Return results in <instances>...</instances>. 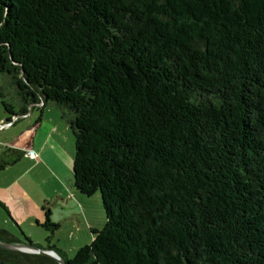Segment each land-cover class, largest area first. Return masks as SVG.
Segmentation results:
<instances>
[{"label":"trees","instance_id":"1","mask_svg":"<svg viewBox=\"0 0 264 264\" xmlns=\"http://www.w3.org/2000/svg\"><path fill=\"white\" fill-rule=\"evenodd\" d=\"M0 72L10 115L58 108L100 195L68 264H264V0H0Z\"/></svg>","mask_w":264,"mask_h":264},{"label":"rangeland","instance_id":"2","mask_svg":"<svg viewBox=\"0 0 264 264\" xmlns=\"http://www.w3.org/2000/svg\"><path fill=\"white\" fill-rule=\"evenodd\" d=\"M0 91L2 93V98H0V123L3 122L4 119L12 120L11 124H6L0 130V151L4 148L2 144L3 141L10 140L17 141L19 144H25L24 137L20 135V129L24 128L25 120L20 119L19 115L15 116L10 115L6 112L2 106V99L6 103V105L12 106L14 111L18 110V102L17 96L15 94V87L10 84L9 76L5 73L0 72ZM43 109V108H42ZM41 109V110H42ZM45 118L50 117V120L54 119L58 121L59 118V110L58 108L46 106L45 108ZM29 110V108H28ZM38 110H40L38 108ZM64 122V121H63ZM62 123L63 127L65 124ZM14 124V126H12ZM67 131V132H66ZM60 135V134H58ZM61 139V147H57L54 149L56 153L60 155V160L67 170L64 174L63 179L67 181L71 188H73L72 182V162H73V154H74V140L72 137V133L69 130H65L63 132V136ZM30 146V143H28ZM27 157V156H26ZM7 159L5 153H0V163ZM24 161L18 162V164L23 163ZM13 167V166H12ZM18 167V166H16ZM16 173L20 172V167ZM9 175L8 172H4L3 170L0 172V182L7 183L11 180V178H6L2 181L3 177ZM14 175V174H13ZM11 176V175H10ZM34 176V177H33ZM22 179H20L21 181ZM24 184L27 186L26 188L31 190V193L34 195L35 192V183H39L41 188L48 196V200L45 202H49L51 205L53 204L55 198V190L57 189V181L56 176L50 174L49 170H44L43 173H34L32 175L31 180H24ZM38 191V190H36ZM82 195V194H81ZM85 202L81 205V212L78 215V222L74 221L70 223L69 221H61V227L54 229L52 232L43 229L40 224L44 221H40L35 223V215L43 216V213L47 209H42L40 206L34 208L31 206L27 199L23 204L20 202H16L13 204L8 199L6 200V205L8 206L9 211L12 212L11 216L16 221L17 225L12 223L8 218V215L2 210L0 207V228L8 231L12 236L17 238L19 241L17 243H28L27 240H30L32 245L37 246L40 249H48V246L53 248L54 252L59 256L60 254L65 261L66 259H71L78 248L90 241L92 232L91 230H100L104 225V210L101 205L100 195L99 193H95L90 197L84 196ZM1 201V199H0ZM3 201V200H2ZM47 205V204H45ZM39 209V211H38ZM51 210L53 215L51 218L53 220H58L62 217V213L59 212V209L55 206H51ZM4 220V221H3ZM59 221V220H58ZM7 228V229H6ZM91 229V230H90ZM55 248V249H54ZM18 251V250H17ZM55 255V254H53ZM7 264V263H6ZM13 264H61L60 261L56 260L53 257L44 254V250L32 252V251H18L17 259Z\"/></svg>","mask_w":264,"mask_h":264},{"label":"crops","instance_id":"3","mask_svg":"<svg viewBox=\"0 0 264 264\" xmlns=\"http://www.w3.org/2000/svg\"><path fill=\"white\" fill-rule=\"evenodd\" d=\"M28 108L29 110H27L25 115L19 117L20 119L25 120V126L23 129H20L21 131L19 133L24 137V141H26V143L19 144L16 140L12 141V138H10V140L3 141L4 144L2 145L4 148L10 147L26 152L32 150L36 153V158L31 159L27 155H23L19 160L6 165L2 169L4 172H8L9 170V175L3 177L2 181L7 177H13L7 183L3 184L0 182V202L4 205L6 210L1 206L0 207L8 215L10 221H12L15 225H17V223L12 218V212L9 211L8 206L6 205L7 199L13 204L16 202L23 204L27 199L28 203L34 208L40 206L42 209H47L50 213L51 221L58 225L57 228L61 227V221H69L70 223L74 221L78 222L81 205L85 202V199L75 190L74 186L71 188L67 181L63 179L67 170L60 160V155L54 151L55 148L61 147L60 137L63 136V132L65 130H69L68 125L61 118L60 114L58 115V121H56L57 118L56 120L55 118L50 120V117L45 118V107H43L41 111L38 110L39 105H33ZM4 120L2 123H4ZM61 122L65 124V127H63ZM12 126H14V124ZM28 143H30V146H28ZM20 161L24 162L18 164ZM12 166L14 168L18 166L16 167L17 170L20 167V172L18 174L16 173V176L15 171H13L15 169H12ZM2 170H0V172ZM44 170H49L50 174L56 176L57 189L55 190L56 194L52 205L49 202L45 203L49 198L46 196V193L41 188L39 183L34 184L35 189L38 191L35 190L36 194L33 195L31 190L27 189V186L23 182L24 180H31L34 173H43ZM20 179L22 180L20 181ZM51 206H55V209L58 208L59 212L62 213V217L58 219L59 221L51 218L53 215ZM34 220L35 223H38L37 225H39V222L44 220V213L43 216L40 215L37 217L35 215Z\"/></svg>","mask_w":264,"mask_h":264},{"label":"water","instance_id":"4","mask_svg":"<svg viewBox=\"0 0 264 264\" xmlns=\"http://www.w3.org/2000/svg\"><path fill=\"white\" fill-rule=\"evenodd\" d=\"M0 248L1 249H14L18 251L27 250V251H32V252H37V251L39 252L41 250H44L45 255L55 258L56 260L60 261L61 264H68L60 256H57V254L53 250L40 249L37 246H34L27 242L26 243H9V242L0 241ZM0 264H6V263L0 260Z\"/></svg>","mask_w":264,"mask_h":264},{"label":"built area","instance_id":"5","mask_svg":"<svg viewBox=\"0 0 264 264\" xmlns=\"http://www.w3.org/2000/svg\"><path fill=\"white\" fill-rule=\"evenodd\" d=\"M14 118H16V117H14ZM11 123H12V121H11V122H6V123H0V130H1L6 124H11ZM26 155H27L29 158H31V159L36 158V153H35L34 151H32V150L27 151V152H26Z\"/></svg>","mask_w":264,"mask_h":264},{"label":"flooded vegetation","instance_id":"6","mask_svg":"<svg viewBox=\"0 0 264 264\" xmlns=\"http://www.w3.org/2000/svg\"><path fill=\"white\" fill-rule=\"evenodd\" d=\"M14 237V236H13ZM15 238V237H14ZM15 239H17V238H15ZM18 240V239H17ZM18 242V241H17ZM17 242H11V243H17ZM1 249V248H0ZM14 250V249H13Z\"/></svg>","mask_w":264,"mask_h":264}]
</instances>
